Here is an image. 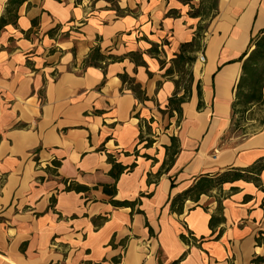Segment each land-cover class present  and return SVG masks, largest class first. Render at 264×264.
Listing matches in <instances>:
<instances>
[{"label":"crops","instance_id":"obj_1","mask_svg":"<svg viewBox=\"0 0 264 264\" xmlns=\"http://www.w3.org/2000/svg\"><path fill=\"white\" fill-rule=\"evenodd\" d=\"M193 1L27 0L0 29V264H264V169L243 170L264 157V123L225 142L264 0H218L207 19L189 14ZM198 27L183 120L147 144L140 121L167 108L177 76L166 70ZM95 47L117 59L85 66ZM108 157L133 167L114 180ZM234 170L248 176L192 194Z\"/></svg>","mask_w":264,"mask_h":264},{"label":"trees","instance_id":"obj_2","mask_svg":"<svg viewBox=\"0 0 264 264\" xmlns=\"http://www.w3.org/2000/svg\"><path fill=\"white\" fill-rule=\"evenodd\" d=\"M27 0H8L6 3V13L8 14L7 17H2L0 19V29L7 23V22H14L17 18V10L18 7ZM185 3H190L193 0H182ZM217 3L218 0H198V5L195 7L194 5H191V11L189 14L191 16H201L204 17L210 10L215 11L217 10ZM215 15V14H214ZM197 32L195 36L192 38L191 41L184 42L180 46L179 53L176 55V57L172 60L173 67H169L166 70V74H171L177 69H181V73L186 74L188 76V84L183 85L182 87L179 85V81L175 80V86L176 90L172 94L171 97L168 99V106H169V114L172 116L173 112H175L178 115H181V109L180 105L187 101L190 96V83L192 81V75L190 71L191 64L195 61V56L193 53L196 50L200 49V46L196 44L197 38L199 37V31L201 27L197 28ZM252 47V48H251ZM251 50L249 51V49ZM117 57L113 55H106L100 52V49L98 47L93 48L90 53L87 55L86 61L84 62L85 66H98L102 70H104L105 65L108 62L116 60ZM241 62V73L235 83L234 86V100L231 104V124L234 126L233 122V115L236 108H239L238 111L243 115L247 114L246 111L255 104H258V106H264V96L262 94V86L264 84V35H260L258 37H255L251 39L249 48L240 55V57L237 59ZM187 67L186 71L183 69V67ZM180 71V70H178ZM123 81H127L126 76H121ZM130 90L134 93V95L138 99H144L143 96H141L140 88L137 84H134L132 80L128 81ZM182 91L181 95H178L180 92V88ZM198 96L200 98V90L198 89ZM200 101L198 103V107L200 108ZM244 119H247L246 117ZM259 125L264 123V117L257 121ZM175 137H171V145L169 147H166L165 150H168V148H171L173 146ZM149 144V142H147ZM109 162H111V169L109 171V175L114 178V180H117L119 176L124 173L128 172L132 169L133 166L130 167H124L120 163H116L111 157H108ZM53 166H58V162H53ZM264 169V157L259 158L256 160L251 166H249L247 169H243L245 172L255 173L259 174L261 170ZM248 174L245 176L244 174L240 173V171L234 170L232 172H225L218 176L215 179L212 178H203L199 180L194 188L191 190H194L192 192L196 193V199L201 193H204L206 190L210 189L215 184H221L223 182L233 181L240 178H246ZM256 178V177H253ZM103 192L109 196L115 195V185L112 187H109L107 185H103ZM67 190H75V191H85L88 188L85 186L80 185H68L66 187ZM190 190V189H189ZM185 191L182 196H179L178 199L181 200L185 198L188 195V191ZM137 199L133 201H118L111 199L110 203L113 206L116 207H130L133 208L134 205L137 203ZM181 210L180 208H177ZM185 238L184 236H182ZM114 262H119V259L114 258ZM177 261H175L173 264H176Z\"/></svg>","mask_w":264,"mask_h":264},{"label":"rangeland","instance_id":"obj_3","mask_svg":"<svg viewBox=\"0 0 264 264\" xmlns=\"http://www.w3.org/2000/svg\"><path fill=\"white\" fill-rule=\"evenodd\" d=\"M194 4H198V2L195 0L193 1ZM215 11L211 10L203 17V19H207L210 16H214ZM207 23V22H206ZM205 25V24H204ZM199 37L197 38L196 44L198 46L203 45V38L205 37V34L199 32ZM186 71L187 67H183ZM180 70V71H178ZM181 69H177L173 72L177 76V80L179 81V85L182 87L183 85H187L188 82V76L186 74L181 73ZM166 109L157 108L156 111L150 113L146 116V118L143 119V121H140L141 124L143 122L144 127V135H149L146 137V140L149 142V144H152L153 141H156V139L160 135H168L172 134L174 136V131L176 130L177 126L182 122L183 120V114L178 115L176 113H173L172 116H170V110L168 108V105L166 106ZM239 108L235 109L234 115H233V122L235 123L234 126H231L229 132L226 135L225 142L233 143L238 138L243 136V134H248L256 130L258 127V122L260 119L264 117V107H260V109H256V111H253L248 114H241L238 111ZM255 118L257 123H250L248 125L243 126L246 124V120L244 118ZM158 128V133L156 134V131L153 129ZM177 145V142H176ZM176 145L174 144V148L170 149L168 151V157L166 162H169L176 151Z\"/></svg>","mask_w":264,"mask_h":264},{"label":"built area","instance_id":"obj_4","mask_svg":"<svg viewBox=\"0 0 264 264\" xmlns=\"http://www.w3.org/2000/svg\"><path fill=\"white\" fill-rule=\"evenodd\" d=\"M198 59H199V61L203 62V61H204V57H203V55H202V54L199 55Z\"/></svg>","mask_w":264,"mask_h":264},{"label":"bare ground","instance_id":"obj_5","mask_svg":"<svg viewBox=\"0 0 264 264\" xmlns=\"http://www.w3.org/2000/svg\"><path fill=\"white\" fill-rule=\"evenodd\" d=\"M207 76V75H206ZM206 79H207V77H206Z\"/></svg>","mask_w":264,"mask_h":264}]
</instances>
